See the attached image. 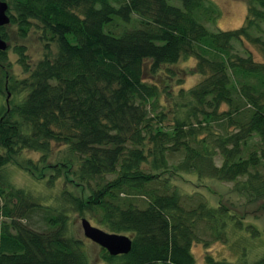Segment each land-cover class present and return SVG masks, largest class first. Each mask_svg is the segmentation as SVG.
I'll return each instance as SVG.
<instances>
[{
    "label": "trees",
    "instance_id": "trees-1",
    "mask_svg": "<svg viewBox=\"0 0 264 264\" xmlns=\"http://www.w3.org/2000/svg\"><path fill=\"white\" fill-rule=\"evenodd\" d=\"M0 1L19 38L37 29L45 47L33 65L15 47L27 77H11L9 90L25 94L0 108V264H90L74 211L132 239L128 255L103 249L106 264H196L192 247L209 244L201 224L224 241L223 229L246 227L177 180L197 174L264 198V0H248L243 26L229 31L211 28L220 10L209 0ZM7 51L0 63L10 67ZM189 76L200 78L187 89ZM12 165L52 188L65 172L80 192L65 188L61 204L45 205L11 183ZM36 212L46 229L28 224ZM205 264L238 263L207 253Z\"/></svg>",
    "mask_w": 264,
    "mask_h": 264
},
{
    "label": "rangeland",
    "instance_id": "rangeland-1",
    "mask_svg": "<svg viewBox=\"0 0 264 264\" xmlns=\"http://www.w3.org/2000/svg\"><path fill=\"white\" fill-rule=\"evenodd\" d=\"M213 2L220 10V17L215 25H211V28L219 29L222 31L235 30L243 26L247 12H248V0H209ZM125 25L119 27L116 31L121 32ZM7 34L10 37V48L7 51L8 62L10 67L3 66L0 63V74L2 70H5L4 77H0V81L3 83L9 80L7 83L11 85V81L19 83V81L25 79L27 75L25 70L20 63L21 57L15 53V47L26 46V55L29 58L30 64H35L41 60L44 53L45 47L41 40V36L37 29H34L26 39H21L18 36V28L16 26H7ZM53 51H56V45L51 44ZM245 48L248 49L256 60L262 61V54L258 48L245 43ZM194 60H188L180 62L179 68L185 70L188 66H194ZM12 77V80L10 78ZM199 76L185 77V88L194 86ZM13 84V83H12ZM164 88V85L162 86ZM177 87V86H175ZM174 87V88H175ZM180 87L176 88V92ZM25 93L21 95H13L10 99H20L24 97ZM163 95V94H162ZM6 94L0 95V108L6 105ZM63 149V148H62ZM64 151V149H63ZM58 148L55 149V155L52 161H57L56 153ZM28 156L37 160L40 155L30 153ZM217 165L222 164L221 158H217ZM9 178L11 183L16 187L25 188L32 191V193L39 198L41 203L45 205L61 204L60 194L61 191L67 188L69 191L78 194L80 190L75 187L74 184L67 183L64 177L68 180L72 176L63 172V176L59 178L58 183L55 187H49L45 183H37L36 178L32 177L30 173L26 172L19 166L12 165L8 168ZM47 174L51 171H46ZM42 175V174H41ZM197 174L184 175L182 179L177 180V184L180 186V190L186 194H194L203 196L211 206H218L221 204L223 207L228 208L231 215L242 219L245 226L240 231L232 230L229 226L223 229L225 235L222 236L228 238L227 240H216L213 238L211 231L206 227L205 224L199 226L201 231V238L203 241L208 242L207 246L204 243H196L192 247V253L196 259V264H205V256L207 253L211 254L217 260H226L229 262H235L242 264L244 261L253 263L256 260L264 257V198H254L250 195L237 191L235 183L233 182H220L214 179L199 180ZM48 179V176H45ZM240 180L244 181L245 178ZM87 219L90 223L102 229L98 226L95 220L90 219L88 216L81 217L77 212L71 213L70 227L72 233L77 238L83 240L84 251L87 253L90 264H106L104 259L103 248L93 243L91 240L85 237L84 230L82 227V220ZM28 224L38 230L46 229L44 221V213L36 212L33 214ZM249 226L254 227L258 233ZM105 231V229H102ZM107 232V231H106Z\"/></svg>",
    "mask_w": 264,
    "mask_h": 264
},
{
    "label": "water",
    "instance_id": "water-1",
    "mask_svg": "<svg viewBox=\"0 0 264 264\" xmlns=\"http://www.w3.org/2000/svg\"><path fill=\"white\" fill-rule=\"evenodd\" d=\"M8 11L9 5L0 1V27L11 24ZM8 48V42L2 38L0 33V52H6ZM82 227L85 237L108 251L111 256L128 255L132 250V239L129 236L106 232L93 226L87 219L82 220Z\"/></svg>",
    "mask_w": 264,
    "mask_h": 264
},
{
    "label": "flooded vegetation",
    "instance_id": "flooded-vegetation-1",
    "mask_svg": "<svg viewBox=\"0 0 264 264\" xmlns=\"http://www.w3.org/2000/svg\"><path fill=\"white\" fill-rule=\"evenodd\" d=\"M7 26H5V27H0V28H6ZM2 68H3V66H2ZM4 69V68H3ZM5 71V70H4ZM9 75L7 76V79L9 80ZM7 80V81H8ZM7 81H6V83H5V91H6V95H7V97L8 98H10V96L12 97V92L9 90V83H7ZM9 100V99H8ZM7 100V101H8Z\"/></svg>",
    "mask_w": 264,
    "mask_h": 264
}]
</instances>
